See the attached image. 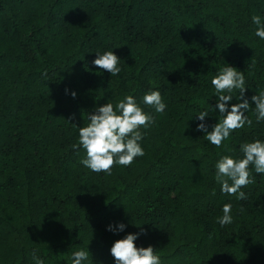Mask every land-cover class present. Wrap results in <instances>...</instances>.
<instances>
[{
	"label": "trees",
	"instance_id": "trees-1",
	"mask_svg": "<svg viewBox=\"0 0 264 264\" xmlns=\"http://www.w3.org/2000/svg\"><path fill=\"white\" fill-rule=\"evenodd\" d=\"M254 15L264 0H0V264H34L33 250L72 264L88 247V264H114L113 241L142 229L137 246L156 247L163 264H264V176L253 170L245 200L214 178L219 156H242L264 123L250 109L252 124L217 148L191 120L216 115L211 79L225 63L244 71L249 99L264 90ZM113 48L115 77L91 65ZM149 89L168 107L142 129L145 155L111 175L85 168L72 146L87 114ZM228 202L233 222L221 227ZM117 222L127 228L114 235Z\"/></svg>",
	"mask_w": 264,
	"mask_h": 264
},
{
	"label": "clouds",
	"instance_id": "clouds-1",
	"mask_svg": "<svg viewBox=\"0 0 264 264\" xmlns=\"http://www.w3.org/2000/svg\"><path fill=\"white\" fill-rule=\"evenodd\" d=\"M251 22L255 25V37L264 40V16L254 15ZM114 49L95 52L92 67L106 70L111 77L118 76L122 71L121 58ZM42 75L46 77L47 73ZM211 85L216 93L215 105H211L216 115L203 110L191 119L196 122L194 131L203 133L209 144L219 148L235 130L251 125L252 121L247 115L250 109L255 112L256 123H264V90H257L249 99L246 92L250 88L246 84L244 71H237L236 67L225 63L213 75ZM71 95L75 97L76 93L73 91ZM142 105L150 110L146 111ZM167 107L159 89H149L139 102L136 96L128 94L115 105L107 102L96 106L87 114L86 126L78 127V142L72 146L74 150L82 149L86 154L80 163L94 173L108 175H111L114 165L130 166L136 158L145 155L143 141L146 132L142 129L146 130L156 123L153 111L163 114ZM212 117L216 122L208 123ZM239 151L242 156H219L214 164V178L221 194L245 200L247 195L242 189L254 183L253 170L256 176H264V138L257 136L251 141L242 142ZM212 194L215 195V191ZM222 212L223 215L217 217L216 222L224 227L233 222L232 203H225ZM126 228L124 222L107 226V230L114 235L125 232ZM141 234L147 233L142 229L141 232L127 233L113 241L109 251L114 264H163L156 247L151 244L147 247L137 246L136 241ZM89 253V247L87 251L80 249L72 252V264H88ZM31 257L34 264H44L36 250L32 251Z\"/></svg>",
	"mask_w": 264,
	"mask_h": 264
}]
</instances>
